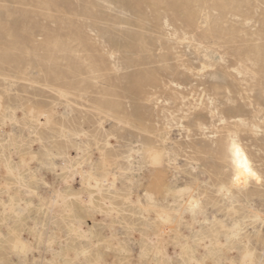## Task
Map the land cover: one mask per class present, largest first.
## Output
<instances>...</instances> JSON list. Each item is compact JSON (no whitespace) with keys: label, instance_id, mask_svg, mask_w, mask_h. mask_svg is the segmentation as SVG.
<instances>
[{"label":"rangeland","instance_id":"rangeland-1","mask_svg":"<svg viewBox=\"0 0 264 264\" xmlns=\"http://www.w3.org/2000/svg\"><path fill=\"white\" fill-rule=\"evenodd\" d=\"M229 136L259 168L264 0H0V264H264Z\"/></svg>","mask_w":264,"mask_h":264},{"label":"snow or ice","instance_id":"snow-or-ice-1","mask_svg":"<svg viewBox=\"0 0 264 264\" xmlns=\"http://www.w3.org/2000/svg\"><path fill=\"white\" fill-rule=\"evenodd\" d=\"M218 151L221 159L228 166L230 176L231 168L235 166L234 180L237 184L247 183L251 178L264 186V157L261 158L260 167L257 168L256 161L251 157H246L230 136L218 144Z\"/></svg>","mask_w":264,"mask_h":264},{"label":"bare ground","instance_id":"bare-ground-1","mask_svg":"<svg viewBox=\"0 0 264 264\" xmlns=\"http://www.w3.org/2000/svg\"><path fill=\"white\" fill-rule=\"evenodd\" d=\"M238 147H240V149L243 151V153H244V155L246 156V157H249V155L246 153V151L241 147V146H238ZM13 174H17V172L16 171H14L13 169H11V167H10V169H9ZM105 178V177H104ZM109 178H111V177H109ZM250 179L251 178H249L248 179V182L247 183H249V181H250ZM91 180H94V182H92L91 183ZM101 178L99 179V178H97V177H94V175H89V177H88V179H87V185L90 187V188H94V189H96L95 190V193H96V191L98 192L97 194H101L102 192V184H100V182H101ZM105 181H108V176H107V178L105 179ZM103 182V181H102ZM247 183H240V184H237L236 182H235V180H234V182H233V185L234 186H236V187H244V186H246L247 185ZM92 194L94 193V192H91ZM92 194H90V196H89V199H91V198H93V195ZM92 195V196H91ZM56 198H55V203H57L58 205H60L61 207H63V206H65V204H66V202H65V200H64V197L62 196V195H56L55 196ZM101 197V196H100ZM104 198V197H103ZM92 200V199H91ZM91 202V201H90ZM103 202H104V200H103ZM56 204V205H57Z\"/></svg>","mask_w":264,"mask_h":264}]
</instances>
